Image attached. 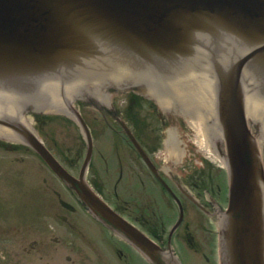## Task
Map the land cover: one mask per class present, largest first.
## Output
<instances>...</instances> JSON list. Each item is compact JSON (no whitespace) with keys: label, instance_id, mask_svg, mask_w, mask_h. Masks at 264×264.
I'll return each instance as SVG.
<instances>
[{"label":"water","instance_id":"95a60500","mask_svg":"<svg viewBox=\"0 0 264 264\" xmlns=\"http://www.w3.org/2000/svg\"><path fill=\"white\" fill-rule=\"evenodd\" d=\"M142 67L162 78L165 89L152 93L178 97L191 124L182 132L204 134L211 120L212 139L225 136L230 184L218 228L219 264H264V174L244 117L260 113L264 125V0H0V93H20L21 86L53 77L68 84L121 79L128 72L117 69ZM0 123L24 135L94 215L153 264H168L22 125L1 113ZM0 134L20 138L1 127ZM167 143L178 155L171 135ZM195 143L209 150L206 136Z\"/></svg>","mask_w":264,"mask_h":264},{"label":"flooded vegetation","instance_id":"af4514ba","mask_svg":"<svg viewBox=\"0 0 264 264\" xmlns=\"http://www.w3.org/2000/svg\"><path fill=\"white\" fill-rule=\"evenodd\" d=\"M116 72L128 75L121 79L111 76L96 84L77 81L68 84L65 77L36 80L30 88L28 85L18 88L23 92L13 96V113L3 111L4 116L22 119L75 177L87 154L88 131L92 149L85 180L100 198L152 239L168 264H218L216 227L228 201L226 150L221 134L212 139L211 120L204 134L182 132L190 123L188 115L176 106L178 97L165 90L151 92L152 87L165 89L162 78L149 73L159 71L142 67ZM2 103L8 104L7 96ZM261 117L260 113L255 119L246 115V123L252 139L257 141L256 151L264 167ZM168 129L173 132L169 134ZM169 135L178 155L170 154ZM200 135L208 138L209 150L195 143ZM13 160L21 164L14 166L13 172L22 168L34 174L48 170L49 179L43 178V189L47 191L52 186L53 191L58 186L60 195L71 207L58 202L62 212L51 215L56 225H48L27 246L15 249L14 261H7L1 247L0 264H23L22 251L33 252L32 259L34 251L37 253L33 264H37V258L46 256L43 251L49 253L41 264H151L135 246L94 217L34 149L20 139L0 136V173L12 172L6 163ZM2 197L0 193V201ZM177 199L183 214L171 231L179 214ZM168 200L177 208V217L170 225L166 220L168 215L172 216ZM186 203L190 204L188 208ZM3 231L0 228V236Z\"/></svg>","mask_w":264,"mask_h":264},{"label":"rangeland","instance_id":"374dc122","mask_svg":"<svg viewBox=\"0 0 264 264\" xmlns=\"http://www.w3.org/2000/svg\"><path fill=\"white\" fill-rule=\"evenodd\" d=\"M6 164L12 172L0 173V188L3 187V197L0 201V228L4 230L0 236V248H3L4 255L10 262L15 259L16 253L14 251L19 250L22 246H27L28 242L41 235L43 230L48 228V225H56L51 215L54 216L55 212H62V210L59 209L58 203H55L52 193H47L42 189L41 177L49 176V174L45 172L34 174L22 167L21 171L13 172L14 166L18 167V164L20 166L21 164L14 161ZM168 204L172 216L171 214L168 215L166 220L170 225L177 217V208L169 200ZM189 205L187 204V208ZM18 234L21 235L18 236ZM48 253L43 251L46 256L42 259L37 258V264L47 260ZM32 255L33 252L22 251L20 254L22 263L33 264L37 253L34 251L33 259Z\"/></svg>","mask_w":264,"mask_h":264},{"label":"bare ground","instance_id":"6f19581e","mask_svg":"<svg viewBox=\"0 0 264 264\" xmlns=\"http://www.w3.org/2000/svg\"><path fill=\"white\" fill-rule=\"evenodd\" d=\"M87 136H88L89 140H91V139H90V135L88 134ZM88 138H87V140H88Z\"/></svg>","mask_w":264,"mask_h":264}]
</instances>
